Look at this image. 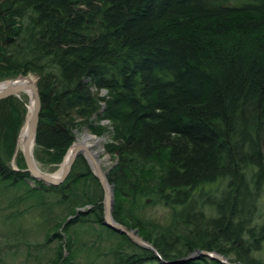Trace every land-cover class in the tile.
Returning <instances> with one entry per match:
<instances>
[{"label":"trees","instance_id":"obj_1","mask_svg":"<svg viewBox=\"0 0 264 264\" xmlns=\"http://www.w3.org/2000/svg\"><path fill=\"white\" fill-rule=\"evenodd\" d=\"M28 75L35 160L54 171L76 133L107 134L112 217L157 254L102 225V189L82 156L57 186L12 170L27 111L10 96L0 210L13 215L0 222L42 231L38 264H221L202 251L264 264V0H0V83Z\"/></svg>","mask_w":264,"mask_h":264},{"label":"rangeland","instance_id":"obj_2","mask_svg":"<svg viewBox=\"0 0 264 264\" xmlns=\"http://www.w3.org/2000/svg\"><path fill=\"white\" fill-rule=\"evenodd\" d=\"M19 78L20 77L14 79V80H10V81H16ZM21 78H24V77H21ZM25 78L32 79L34 81V84L36 85L37 78L35 76L28 75ZM4 82H9V81H4ZM101 95L104 96L105 93L104 92H100V96ZM16 97L17 98L21 97L23 100H25L26 111H27V104H28L27 103V97L23 93L19 94ZM26 115H27V112H26ZM25 119H26V116L24 118V121H25ZM24 121H23V123H24ZM100 125L105 126L106 128H108V124L105 121H102L100 123ZM21 129H22V126H21V128L19 130V133H18V136H17V141H18V137H19ZM86 130L80 131V132L75 134L74 140H73L72 144L69 146V148L73 145V143H75L77 138L83 132H85ZM89 134L94 136V137L103 139V142H102V151H103V153L101 155V158L106 157L107 161L106 162H102L100 164V170L102 171V173H106L109 170V168L114 163L113 158L111 156H109V155L104 153V145H105V143L108 142V135L105 134L103 136H96V135L91 134V133H89ZM17 141H16L15 150L13 152V156H12L11 160L9 161V165L13 169H16V168L19 169V167H18L19 164L18 163L21 162L19 160H20V158H22L21 157V151L17 150ZM34 146H35V144H34ZM34 146H33V150H34ZM69 148L67 149V151L69 150ZM67 151H66V153H67ZM66 153H65V155H66ZM80 156H82V158L85 160L88 168L91 171L92 169L90 168L86 158L83 155H80ZM33 158H34V155H33ZM34 160H35V158H34ZM63 160H64V158H63ZM63 160H62L61 164L63 163ZM35 162H37V161L35 160ZM36 164H37L38 168L43 173H47L49 175H52L55 172H57L60 169V166H61V164H60L56 168V170L53 171V170H49L47 168H44L43 166H41V164L39 165V162H37ZM92 171L94 172V170H92ZM92 171H91V173H92ZM35 183L36 182L33 181V182L29 183V184L33 185ZM258 206H259L258 215H259V218H260V219H258V224H262V222L264 223V189H263V192L261 193L260 199L258 201ZM5 207L6 208H1V210H0V220H3L5 223H8L9 220H11L9 217H11V215H13V209L8 208L7 206H5ZM86 209L87 208L85 207L82 210H86ZM26 220L28 221V219L26 218L23 221V223H19V222L12 223V222H10L11 223L10 225H5L2 222H0V264H38V263L42 262V260L44 258L42 253L38 252L36 250L37 248H35L33 246L34 244H32V243H35V244L42 243L43 233H42V231L40 232L39 230H36L35 232L29 231L31 228H30V226H29V229L26 228V226H25ZM15 228L17 229V231H14ZM58 232L62 234L61 230H59ZM63 236H65V235H63ZM82 238H87V237L84 235ZM111 238H112V242H114V244L117 243L120 240V238L118 236H116V235H112ZM49 240L50 241H49V244L47 246V250L45 251L46 252V254H45L46 257H48L50 255L49 254L50 252L48 250L50 248L51 249L54 248V245L57 243L54 240V237H51ZM86 261H87V259L85 258L84 255L83 256H79V257L76 258V264H86Z\"/></svg>","mask_w":264,"mask_h":264},{"label":"water","instance_id":"obj_3","mask_svg":"<svg viewBox=\"0 0 264 264\" xmlns=\"http://www.w3.org/2000/svg\"><path fill=\"white\" fill-rule=\"evenodd\" d=\"M21 77L22 76H20V78ZM2 83H4V82H1L0 84H2ZM25 90H26L25 86H20V85L13 86V85H11L9 88L5 89L3 92H0V100L5 99V98L10 97V96H18L19 94L23 93ZM34 91H35V108H34V112L32 114V117L30 118V121H29L27 138H26L25 142L23 143L22 150H21V157H22L23 164H24L25 168H24V170H21L20 168L19 169L18 168H16V169L12 168V170L15 172H26L29 174L32 181H40L45 186H57V185L61 184L66 179V177L68 176V174L71 170V167H72L75 159L78 156L82 155L81 154L82 149L81 148L76 149V151H75L74 155L72 156L67 168L62 172V174L58 180L52 179L49 174L43 173L38 168V166H37V164L33 158V148H32V150H30V147H29L31 142H33V145L35 144V136H36L38 117H39V112H40V99H39L38 90H37L36 85H35ZM92 174L98 180V182L101 186L102 192H103V202H102V204H103V221H102V225L104 227H106L107 229L113 231L116 234L125 235L127 238H129L134 243H136L142 247H145L147 249H150L153 252H155V254H156V251L153 248V246L149 242L144 240L137 233L136 230H134L132 228H126L125 226L114 221V219L112 217V210H113V205H114L113 191L106 181V173H102L100 168H98L97 170H95V172L92 171ZM103 180L106 182V185L108 186V188L110 190L109 195L105 191V186L103 184ZM79 211H83V210H79ZM69 219L70 218H68L67 222L69 221ZM201 254L206 255V256L210 257L211 259H215V260L219 261L221 264H234V263L228 262L223 256L218 255L214 252L202 251Z\"/></svg>","mask_w":264,"mask_h":264},{"label":"bare ground","instance_id":"obj_4","mask_svg":"<svg viewBox=\"0 0 264 264\" xmlns=\"http://www.w3.org/2000/svg\"><path fill=\"white\" fill-rule=\"evenodd\" d=\"M11 85L13 86H25L26 90L23 92V94L27 97V115L26 119L22 125V129L20 131L18 141H17V150L21 151L22 150V145L25 142L28 134V127H29V121L30 118L32 117V114L34 112L35 108V84L32 79L29 78H19L16 81H9V82H4L0 84V92H3L5 89L9 88ZM104 92V91H102ZM105 93V92H104ZM25 101V100H24ZM102 138H97L92 135H90L87 130L83 132L73 143V145L69 148L67 151L63 163L60 166V169L55 172L54 174L50 175L52 179L58 180L62 174V172L67 168L72 156L74 155L75 151L77 148H81V154L84 155L86 158L90 168L92 170H97L100 168V164L102 162H106L107 159L106 157L101 158V155L103 153L102 151ZM33 142L30 143V150L33 148ZM16 150V151H17ZM19 155V154H18ZM15 158V157H14ZM37 163V162H36ZM103 184L105 186V191L109 195L110 190L108 186L106 185V182L103 180ZM215 260V259H214ZM217 261V260H216Z\"/></svg>","mask_w":264,"mask_h":264}]
</instances>
